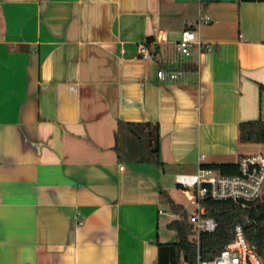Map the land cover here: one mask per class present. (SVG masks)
Instances as JSON below:
<instances>
[{
	"label": "crops",
	"instance_id": "obj_1",
	"mask_svg": "<svg viewBox=\"0 0 264 264\" xmlns=\"http://www.w3.org/2000/svg\"><path fill=\"white\" fill-rule=\"evenodd\" d=\"M159 30L168 42L151 45ZM164 67L184 76L162 81ZM260 84L264 2L0 0V264H158L156 242L177 240L168 201L188 210L168 180L185 195L178 175L264 151L239 131L264 114ZM120 122L157 124L163 165L126 166Z\"/></svg>",
	"mask_w": 264,
	"mask_h": 264
},
{
	"label": "built area",
	"instance_id": "obj_2",
	"mask_svg": "<svg viewBox=\"0 0 264 264\" xmlns=\"http://www.w3.org/2000/svg\"><path fill=\"white\" fill-rule=\"evenodd\" d=\"M212 18L208 14L200 15L197 20L187 23L179 40L175 44L176 53L182 59L193 58L194 49L200 46L197 37V28L209 25ZM168 42L167 33L159 30L154 40L150 43L154 46ZM150 44H141L139 55L147 60L156 57ZM204 50H211L209 45L203 46ZM157 76L162 81H177L184 76L180 69L164 67L158 70ZM239 172L236 175L217 174L214 170L200 167L195 174H180L176 178V184L184 191L187 200L194 207L191 213L190 223L198 232H214L217 228L216 221L205 215L206 210L203 201H233L243 206H250L262 201L264 196V151L244 154L239 162ZM123 169V167H121ZM196 264H264L261 258L248 242L244 229L237 225L235 237L218 255L209 259L198 257Z\"/></svg>",
	"mask_w": 264,
	"mask_h": 264
},
{
	"label": "trees",
	"instance_id": "obj_3",
	"mask_svg": "<svg viewBox=\"0 0 264 264\" xmlns=\"http://www.w3.org/2000/svg\"><path fill=\"white\" fill-rule=\"evenodd\" d=\"M244 2H264V0H241ZM260 110L264 111V85H259ZM132 135L146 142V150L157 165H163L160 160L159 126L151 123L120 122ZM240 141L243 144L264 145V114L258 119L239 124ZM117 149V146H116ZM219 171L222 175H236L239 165L212 164L203 166ZM207 217L217 223L214 232H201L199 243L191 239L192 225L188 211L174 204L179 219L173 220L168 227L176 232L177 240L172 243L157 241L158 264H196L198 257L209 259L218 255L235 237L237 225L243 227L246 238L252 249L264 259V201L250 206L233 201H203Z\"/></svg>",
	"mask_w": 264,
	"mask_h": 264
},
{
	"label": "rangeland",
	"instance_id": "obj_4",
	"mask_svg": "<svg viewBox=\"0 0 264 264\" xmlns=\"http://www.w3.org/2000/svg\"><path fill=\"white\" fill-rule=\"evenodd\" d=\"M131 134V133H130ZM146 142H144L143 140H140L139 138L135 137L134 135H129L128 139H122V143H121V148L124 151L125 154V158H123V161L125 163L126 166H130L127 157H135L137 159H141V156H146V160H148V164H152L151 159L152 156H150L149 154H144V150L147 148L146 147ZM153 160V159H152ZM154 167V166H152ZM129 170V169H128ZM150 170V169H149ZM142 179H145L144 177ZM174 179L170 178L168 180V184L171 185V187H173V189H171V192L173 194L174 197H176L177 201L183 205H186L188 207V214H189V218L191 217V213L194 210V207L192 205H190V202L187 201V198L185 197V195L183 193H181L178 189H176V186L174 184ZM156 186H158V182L157 180L154 182ZM152 184L148 182V187L150 188ZM147 186V185H146ZM170 191H166L167 193H171ZM168 196V195H167ZM168 201V200H167ZM262 201H264V196ZM168 206H169V211L170 213H174L175 210H173L172 204L170 201H168ZM167 208V206H166ZM169 212H167V214L165 216L162 217L161 219V225H162V230L164 231L165 234L169 233V235H171L172 237V241L176 240V237L173 235L170 231L167 230V226H166V222H168L169 220H171V217L168 216L170 214H168ZM191 224V223H190ZM192 225V224H191ZM192 235H191V239L192 240H196L197 236H198V232H196L194 230V226L192 225ZM182 264H185L184 262H182Z\"/></svg>",
	"mask_w": 264,
	"mask_h": 264
}]
</instances>
